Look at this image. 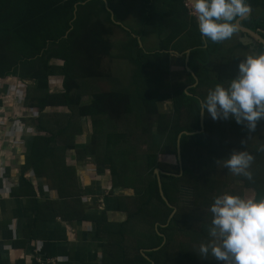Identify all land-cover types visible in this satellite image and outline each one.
Here are the masks:
<instances>
[{
    "label": "trees",
    "instance_id": "16d2710c",
    "mask_svg": "<svg viewBox=\"0 0 264 264\" xmlns=\"http://www.w3.org/2000/svg\"><path fill=\"white\" fill-rule=\"evenodd\" d=\"M139 2L141 25L156 28L158 44L154 52L139 48L131 32L114 25L101 0H0V80L14 77L31 82L23 106L39 111L35 127L44 133L32 139L23 169L45 167L46 163L59 184L64 183L59 182L64 176L73 185L74 173L65 175V157L74 154L89 156L98 172L109 170L122 219L114 220L105 211L88 215L83 210L70 211L73 221L94 225L101 257L89 264H213L209 260L214 258L199 257L198 252L201 243L212 239L208 234L209 206L218 195L241 197L244 189H252L257 199L264 196V134L257 138L258 148L254 145L249 150L247 146L252 156L248 169L251 179L231 173L229 180L216 168L224 166V158L233 150L246 151L245 143L252 134L241 137L244 126L225 125L204 114L201 133L180 137V176H159L163 196L176 208L168 224L171 209L159 195L153 171L158 168L179 174L177 164L162 170L159 155H173L176 160L178 134L199 130V101L207 94L204 89L218 83L227 86L244 57L218 58L221 41L200 35L185 0ZM246 2L251 12L240 26L264 40V0ZM113 28L127 37L120 56L127 61L129 58L133 66L132 88L92 93L84 105L80 87L86 80L104 76L101 63L110 56ZM186 49V65L198 79L193 88L184 56L181 76L170 72L168 51L182 53ZM255 49L264 52L262 44L256 43ZM53 59L62 61L56 70L64 81L60 92L50 94L48 77L55 68L49 62ZM166 101H171L170 112L160 113L157 105ZM50 108L68 112L61 117L49 115L46 109ZM84 118L90 120L92 130L87 136L82 132ZM228 125H234V135L226 129ZM78 137L86 143L78 142ZM237 180L243 183L241 189L236 187ZM181 187L191 189V203L180 202ZM155 248L159 249L152 251Z\"/></svg>",
    "mask_w": 264,
    "mask_h": 264
},
{
    "label": "crops",
    "instance_id": "0c3cea01",
    "mask_svg": "<svg viewBox=\"0 0 264 264\" xmlns=\"http://www.w3.org/2000/svg\"><path fill=\"white\" fill-rule=\"evenodd\" d=\"M101 1H105V9L107 7L112 12L113 21L111 17L110 20L113 24L123 30L133 31L128 24L133 16L139 20V31H135L136 34L131 32V37L139 39L141 49L145 52L157 50L156 28L148 34L147 31L154 26L141 25L139 0ZM116 30L120 31L113 28V39L117 36ZM237 47L253 53L241 44ZM171 56L170 54V58ZM111 59L116 60L118 57L113 56ZM118 64L120 62H117ZM49 65L55 68V73L48 77L49 93L53 94L51 89L58 90L54 85L57 87L60 80L62 83L64 81V77L56 70L61 67L62 61L53 59ZM101 78L104 77L96 80ZM29 84L31 82H21L14 77L0 80V264H41L39 257L54 259L55 264L93 263L101 257L94 225L87 221H73L70 211L85 209L95 214L105 210L109 175L107 171L96 172L91 161L86 163L88 156L81 158L82 156L74 154L72 157H65V175L70 177L74 173L73 185L68 184L64 176L59 180L64 183L59 184L55 177L48 173L51 170L46 163L45 167L41 165L34 169H23L32 139L44 135L43 132L36 131L35 127L34 120L39 111L23 106L26 87ZM46 112L49 115L61 116L68 111L65 108H50L46 109ZM243 193V198L254 197L252 189H244ZM107 201L113 206L108 211L110 216L122 219L121 213L115 209V199L108 197ZM63 204L66 206L60 208ZM61 209L65 210L60 211Z\"/></svg>",
    "mask_w": 264,
    "mask_h": 264
},
{
    "label": "clouds",
    "instance_id": "9594fccd",
    "mask_svg": "<svg viewBox=\"0 0 264 264\" xmlns=\"http://www.w3.org/2000/svg\"><path fill=\"white\" fill-rule=\"evenodd\" d=\"M190 3L185 1V6L194 13L200 35L213 42L230 37L237 27L234 19L249 11L246 0ZM199 113L213 121L231 119L254 131L257 122L264 119V52L246 55L227 86L218 83L209 89L199 103ZM251 161L246 151L233 150L224 158V168L251 179ZM208 210L212 239L199 245V257L211 256L221 264H264V196L243 198L223 193L213 198Z\"/></svg>",
    "mask_w": 264,
    "mask_h": 264
},
{
    "label": "rangeland",
    "instance_id": "374dc122",
    "mask_svg": "<svg viewBox=\"0 0 264 264\" xmlns=\"http://www.w3.org/2000/svg\"><path fill=\"white\" fill-rule=\"evenodd\" d=\"M190 13L192 14V17L195 16V15H193L194 13L192 12V10H190ZM115 18L119 20L118 17H115ZM122 24L124 25L125 22H122ZM128 24H129V27H132V29H133V31H131V32L136 34V32L139 31V28H140L139 27V20L134 18V16L128 21ZM154 28L155 27H150V29H149V31H147V33L149 34V32L154 30ZM125 29H127V28H125ZM116 33H117V36L114 37V39H113V37H110V41H111V44H112V49H111V52H110V56L108 58L103 59V61L101 63L102 71L106 73L103 76L104 78H101V79H98V80H96V79L86 80V81H84V83L80 87V94L82 96V101L84 99V101H83L84 105L88 104V102L90 101V95H92V93H95V92H106V91L107 92L108 91L117 92V91H122V90L130 91L131 88H132L131 87V83H130V79H131V74H132V71H133V66L131 65L130 60H129L128 57L127 58H128L129 62L126 60V58L124 59V57L119 56V55H121L120 49L124 47V46L121 47V45L125 44V42L127 40V37L121 31H117L116 30ZM241 35L242 34L240 32H238V30L236 29V31L230 37L222 40L221 41L222 46H220V48H219V52H218L219 57L218 58H225V59L229 58V59H232L234 57H245L246 54L250 55V52L245 51L244 48L237 47V45L240 44L239 43V39H240ZM144 38L145 37H143V39ZM8 43H9V41L7 42V44ZM251 54H253V53H251ZM123 55H127L126 52H124ZM113 56L118 57V59L112 60L111 57H113ZM181 59H182V57H175L174 55H172L171 58H170V67H171V71L170 72L172 74H176L177 77L181 76L180 75L181 74V66H180ZM114 61H115V63L113 64ZM117 62H120V64L117 65ZM62 84H63L62 80H60L57 83V87L54 85V87L57 88L58 90H56L54 88L51 89V90L54 91V93L60 92ZM208 89H209V87L205 88L204 89V93H207ZM164 103L168 104V105L165 106L163 103H160L158 105V110H159L160 113L169 112V110H170L169 105H171V101H166ZM56 120H58V119H56ZM59 120H61V119H59ZM222 121L225 122V125L227 123H229V122L230 123H235L231 119L222 120ZM81 123L83 125V127H82L83 136H87V135L91 134L92 130H91V125H90V120L88 118H84L81 121ZM121 125L122 124H118L119 127ZM233 126L234 125H228V126H226V129L230 133H232L234 135V131H236V129H234ZM139 128H141V124H139ZM242 128L240 129L241 132L239 133V135L241 137L242 136L243 137H246V136L247 137H249V136L251 137L250 140L245 143V148L244 149L246 150V152H249L250 148H254V145L258 148L260 143H258L257 138H258V136L260 134L261 135L264 134V119H262V120L257 122L256 128H255L254 131L250 132V131L247 130V128H245V127H242ZM119 130L120 129H118V131ZM249 132L252 135H249L248 134ZM77 141L78 142H82L81 144L86 143L85 139L81 140L79 137L77 138ZM247 146L249 147V150L247 149ZM196 153H197L196 150H193V155L194 156H195ZM81 158H83V157H81ZM82 161H84V160H80V162H82ZM158 162L160 163V165L162 167L161 168L162 170H165V169L170 170L171 168H174L175 164H176L175 156L167 155V154L166 155H159ZM86 163H89V160H87ZM216 170H218L221 173H223V176L226 177L227 179L232 180V177L230 175L231 172L228 171L227 169H225L224 166H218L216 168ZM51 172H48V173H51ZM232 175H233V173H232ZM235 184H237L236 187H239L240 189H241V186L243 185V183L238 181V180L235 181ZM105 193H107L108 195L111 194V192H109V191H106ZM127 194L131 195L132 191L128 190ZM241 194L243 196V194H244L243 191H241ZM178 197H179L181 203L182 202H184L185 204L191 203L192 202L191 189L186 188V187H181V189L179 191V194H178ZM61 199H63V198H61ZM59 200H60V198H59ZM64 206H66V205L63 204L60 208H62ZM184 206L187 207V205H184ZM64 210L65 209H61L60 211H64ZM186 210L188 211V209H186ZM195 210H196V208H195ZM156 234L158 235V233H156ZM160 236H162V235H160ZM209 262H212L214 264V262H216V260L215 259H211V260H209Z\"/></svg>",
    "mask_w": 264,
    "mask_h": 264
},
{
    "label": "water",
    "instance_id": "95a60500",
    "mask_svg": "<svg viewBox=\"0 0 264 264\" xmlns=\"http://www.w3.org/2000/svg\"><path fill=\"white\" fill-rule=\"evenodd\" d=\"M186 3H188L189 5H191L190 3V0H185ZM105 6L107 5L105 1H103ZM107 9V7H106ZM107 11L110 13V17H111V20L113 21V17H112V12L107 9ZM251 10L249 8V11L248 13L245 15V16H242V17H239V18H236V20L234 21V23L236 24V29L238 30V32H240L242 34V36L240 37L239 39V43L244 46V47H247L249 50L253 51L254 53H256V43L258 42L259 44H262L264 46V40L258 35L256 34L255 32L247 29V28H244V27H241L240 26V22L242 20H244L245 18H247L250 14ZM120 25V24H119ZM137 43H138V46L141 48V43L139 42V39L137 40ZM169 54L171 55H175L177 57H182L184 56V66H185V70L187 73H189L194 81L193 85L190 86L191 88L195 87L198 83V79L197 77L195 76V74L187 67L186 63H187V58H188V55H189V50H186L184 53H177L175 51H168ZM190 87H187L190 88ZM200 102V101H199ZM203 122H204V115H201L199 113V130L198 131H195V132H192V133H187V132H181L178 134L177 138H176V164L178 165L179 167V174L176 175V174H171V173H168V172H163L161 170H159L158 168L154 169L153 173L156 177V181H157V187H158V192H159V195L161 197V199L163 200V202L166 204V206L171 209V213L169 215V217L167 218V221H166V224H168L170 222V220L172 219V217L174 216V214L176 213V208L172 205H170L167 200L165 199V197L163 196V192H162V189H161V183H160V178L159 176L160 175H164V176H173V177H179L180 174H181V156H180V137L182 135H186V136H191L193 134H199L203 131ZM162 237V236H161ZM164 243V240L162 242V245ZM159 248H155V249H152V251H155V250H158ZM148 251H151V250H148ZM142 255L144 252H141ZM144 256V255H143ZM146 258V260H148V258L146 256H144ZM150 264H154L153 262L150 261Z\"/></svg>",
    "mask_w": 264,
    "mask_h": 264
},
{
    "label": "flooded vegetation",
    "instance_id": "af4514ba",
    "mask_svg": "<svg viewBox=\"0 0 264 264\" xmlns=\"http://www.w3.org/2000/svg\"><path fill=\"white\" fill-rule=\"evenodd\" d=\"M242 36V35H241ZM247 48V47H246ZM248 49V48H247ZM256 53H257V51H256ZM253 54H254V52H253ZM87 159H89V161H91L92 163H93V160L88 156V158ZM93 165H94V163H93ZM106 167V166H105ZM94 168H95V170H96V172H98L97 171V169H96V167H95V165H94ZM105 171H107V173H108V175H109V188H108V190L107 191H109V192H111V194L110 195H108L107 193H105V195L107 196V197H105V204H106V207H105V210L104 209H102L101 211H105L106 212V214H108L109 216H110V214H109V212L108 211H110V209L111 208H113V206L111 205V204H109V202L107 201L108 200V197H112V198H115L116 197V195H114V193L112 192V180H111V176H110V174H109V170L108 169H105V170H103V173L105 172ZM129 191H131V190H129ZM127 192H128V190H127ZM116 202V201H115ZM115 209L118 211V209H117V206L115 205ZM83 210V212L85 213V214H89L88 212L89 211H85V209H82ZM119 212V211H118ZM111 217V216H110ZM113 217V219L114 220H118L115 216H112Z\"/></svg>",
    "mask_w": 264,
    "mask_h": 264
},
{
    "label": "built area",
    "instance_id": "2783aa9c",
    "mask_svg": "<svg viewBox=\"0 0 264 264\" xmlns=\"http://www.w3.org/2000/svg\"><path fill=\"white\" fill-rule=\"evenodd\" d=\"M187 5V4H185ZM188 6V5H187ZM38 261L41 263V264H55V260L54 259H51V258H43V257H39L38 258Z\"/></svg>",
    "mask_w": 264,
    "mask_h": 264
}]
</instances>
